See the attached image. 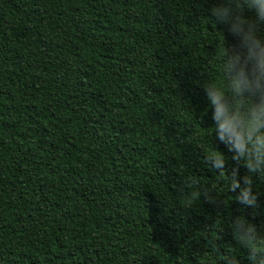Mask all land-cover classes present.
<instances>
[{
  "label": "trees",
  "instance_id": "obj_1",
  "mask_svg": "<svg viewBox=\"0 0 264 264\" xmlns=\"http://www.w3.org/2000/svg\"><path fill=\"white\" fill-rule=\"evenodd\" d=\"M217 3L0 0V264H249L229 222L264 235V179L245 207L205 159L248 174L209 134Z\"/></svg>",
  "mask_w": 264,
  "mask_h": 264
},
{
  "label": "clouds",
  "instance_id": "obj_2",
  "mask_svg": "<svg viewBox=\"0 0 264 264\" xmlns=\"http://www.w3.org/2000/svg\"><path fill=\"white\" fill-rule=\"evenodd\" d=\"M245 8L251 9L254 15H243ZM211 14L215 23L224 25L239 38L243 51H230L224 44V51L218 57L222 85L211 79L204 82L213 121L209 134L214 133L216 140L231 153L235 164L245 167L248 174L238 179L236 167L226 174V156L218 150L206 154L205 159L212 169L219 171L224 186L236 193L235 200L255 209L257 194L253 191L252 178L264 179V38L259 34L264 24V0H219L211 8ZM188 183L193 186L188 195L192 202L197 201L200 195L195 188L197 178L191 176ZM204 195L211 198L207 190ZM229 223L237 243L248 249L249 264H264V239H261L264 235L243 216ZM215 252H218L216 247ZM221 262L239 264L237 257L229 252L222 254L218 264Z\"/></svg>",
  "mask_w": 264,
  "mask_h": 264
}]
</instances>
